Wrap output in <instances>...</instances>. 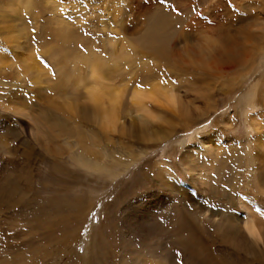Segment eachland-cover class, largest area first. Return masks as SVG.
Wrapping results in <instances>:
<instances>
[{
  "label": "rangeland",
  "instance_id": "obj_1",
  "mask_svg": "<svg viewBox=\"0 0 264 264\" xmlns=\"http://www.w3.org/2000/svg\"><path fill=\"white\" fill-rule=\"evenodd\" d=\"M50 2L73 27L70 40L57 33L48 3L19 15L28 36L22 44L50 84L40 89L15 70H0V264H264L263 243L256 251L236 228L252 219L264 237V0H242V8L238 0ZM147 9L168 14L167 31L187 32L206 52L250 34L253 42L243 37L247 60L223 74L206 56L182 55L175 42L136 45L130 34L146 27ZM51 45L62 55L103 59L125 45L135 64L124 60L110 72L135 73V88L170 86L181 102L171 109L149 101L154 122L129 115L113 131L101 129L91 117L63 110L73 94L53 90L61 84L62 55L48 54ZM0 53L20 55L3 31ZM45 92L47 103L39 97ZM47 109L77 132L64 136L51 127ZM143 126L160 136L147 138Z\"/></svg>",
  "mask_w": 264,
  "mask_h": 264
},
{
  "label": "bare ground",
  "instance_id": "obj_2",
  "mask_svg": "<svg viewBox=\"0 0 264 264\" xmlns=\"http://www.w3.org/2000/svg\"><path fill=\"white\" fill-rule=\"evenodd\" d=\"M40 1L0 0V23L3 25L0 28V31H3L7 40L14 45L16 52L20 50L19 57L18 55L9 57V55L0 53V70L2 68H8L11 71L15 70L23 76V79L28 78V80H31L34 85L36 84V86L49 83L52 79H50L45 69L37 62L31 47L29 45L24 46L22 44V40L25 42L28 36L23 25V21L19 18V15L26 12L32 13L34 8L40 6L42 8L38 9H43L44 3H48L52 12L57 15L53 21L56 24L57 33H59L60 37L66 41L67 38L70 40L73 34V27L58 16L57 9L59 8V4L51 3L50 0H44L42 1L43 3ZM238 2L241 3L239 5L241 8L245 7V3H242V0H238ZM43 12H45V10ZM141 13L142 12H140V14ZM143 13L148 14V24H146L145 28L143 27L144 29H141L140 31H131L130 34V36H133L132 38L136 45L140 46V44L143 45L148 43L149 47H152V45L156 44H169L170 42H175L177 46L182 48H179V50H182L181 52H183L182 55L186 54L187 58H191L193 60H197L201 56H206L212 59L210 67L213 68L214 71L223 74L243 66L244 62L247 60L248 55L245 49H247L246 43H248V41L244 38L251 40L248 37V35H250L248 32L245 33V35L248 34L245 37H228L223 47L217 49L213 48V50L216 49L217 52L211 49H207L208 51L206 52L203 46L195 41L194 37L187 35V32H180V36L179 34L176 35L174 30L173 32H168L167 28L171 19L168 14H165L160 10L152 12L150 9H147L146 12ZM134 35H136L135 38ZM224 36L231 35L225 34ZM263 38L264 37H262V39ZM181 39H184L189 43L183 45L182 47L183 40ZM241 39L245 42V44L241 41ZM262 39L256 40V42ZM177 40L179 42H177ZM251 42L253 41L251 40ZM197 48L201 50V54L197 52ZM253 48L255 49L256 47ZM64 51V49L57 45H51L48 46L47 53L55 58V56H57L56 54H61ZM251 54L250 56H252ZM109 56L110 58L103 59L96 56L94 53H90L88 57H75V54L72 52H66L62 55L61 59H59V57L56 58V61L61 62L62 64L61 72L59 74V83L61 84L55 85L53 90L58 95L63 93H66L67 95L73 94V97L68 102V107L63 108V110H75L83 114V116L87 117V119L91 117L92 121L99 124L101 129L105 128L113 131V129L118 127V123L121 120L126 121L129 115L141 116V120L143 122H154V118L156 116L154 115L153 109L147 106L149 101L154 103L156 102L158 104L162 102L164 106L171 109L175 107L176 104H180L181 100L170 86L154 83V85H152L149 89L135 88L131 84L136 79L135 73L131 72L129 78L125 74L116 75L114 72H110L112 67L122 69L124 66V60H128L131 65L135 64L136 60L129 57L126 52L125 45L121 48H116V45L112 47L109 51ZM12 58L14 61L17 60L21 65H15V62L11 60ZM39 88L41 89L40 86ZM256 89L257 86H254L244 99V104L246 105L247 110L254 105L256 100ZM39 97L45 103L50 100L48 99L49 97L47 96V92L42 94L39 93ZM80 98L83 99V102L79 101ZM14 100L21 106H26L24 99L15 98ZM33 110L34 109L32 108V111ZM44 111V121L50 124L53 128H62V135L71 136L74 132H77V129L70 127L67 124V121L61 118L58 112H49L50 110ZM36 118H38V116ZM133 123L131 122L128 124L132 130L134 125L137 127V123L134 119ZM255 127L259 128V125H255ZM139 130L142 135L147 138L158 135L157 131L153 130L151 126H143L142 128H139ZM51 131L48 127H45V132L48 134V138H51L54 135ZM259 150L262 154H264V148L261 145H259ZM236 228H239L241 231L246 233L247 240L249 237V240L252 242L251 245L255 246L256 251L259 249L258 244L260 242L264 245V237L262 238L261 231L259 230L257 223L252 219L245 224L244 228L239 226ZM221 231L224 232L223 229H221Z\"/></svg>",
  "mask_w": 264,
  "mask_h": 264
}]
</instances>
